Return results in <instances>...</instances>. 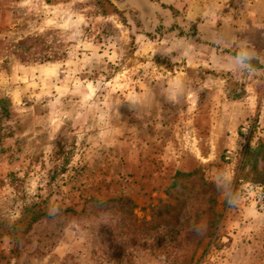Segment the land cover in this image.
Wrapping results in <instances>:
<instances>
[{"label": "rangeland", "instance_id": "1", "mask_svg": "<svg viewBox=\"0 0 264 264\" xmlns=\"http://www.w3.org/2000/svg\"><path fill=\"white\" fill-rule=\"evenodd\" d=\"M245 47L264 0H0V264H264Z\"/></svg>", "mask_w": 264, "mask_h": 264}, {"label": "clouds", "instance_id": "2", "mask_svg": "<svg viewBox=\"0 0 264 264\" xmlns=\"http://www.w3.org/2000/svg\"><path fill=\"white\" fill-rule=\"evenodd\" d=\"M252 53L248 51V49L245 47L243 49L242 54H238L236 57V61L238 64H240L241 67L248 68L250 71H255L254 69L251 68V65L248 63V61L251 60L252 58Z\"/></svg>", "mask_w": 264, "mask_h": 264}, {"label": "trees", "instance_id": "3", "mask_svg": "<svg viewBox=\"0 0 264 264\" xmlns=\"http://www.w3.org/2000/svg\"><path fill=\"white\" fill-rule=\"evenodd\" d=\"M231 55L235 56V53L232 52L230 53ZM248 63L251 65L252 69L259 70V69H264V65H262L258 59H252L248 61ZM179 175V174H178Z\"/></svg>", "mask_w": 264, "mask_h": 264}, {"label": "crops", "instance_id": "4", "mask_svg": "<svg viewBox=\"0 0 264 264\" xmlns=\"http://www.w3.org/2000/svg\"><path fill=\"white\" fill-rule=\"evenodd\" d=\"M173 2H175V0H173Z\"/></svg>", "mask_w": 264, "mask_h": 264}]
</instances>
